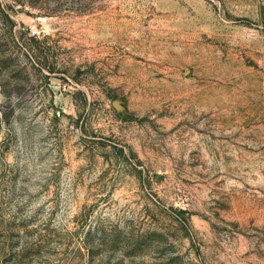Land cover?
Masks as SVG:
<instances>
[{
	"label": "rangeland",
	"instance_id": "374dc122",
	"mask_svg": "<svg viewBox=\"0 0 264 264\" xmlns=\"http://www.w3.org/2000/svg\"><path fill=\"white\" fill-rule=\"evenodd\" d=\"M0 264H264V0H0Z\"/></svg>",
	"mask_w": 264,
	"mask_h": 264
}]
</instances>
